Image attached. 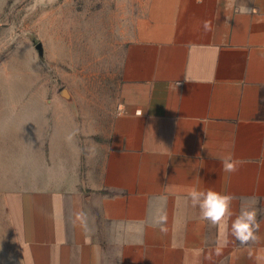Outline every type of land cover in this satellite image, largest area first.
Wrapping results in <instances>:
<instances>
[{"label":"crops","instance_id":"obj_1","mask_svg":"<svg viewBox=\"0 0 264 264\" xmlns=\"http://www.w3.org/2000/svg\"><path fill=\"white\" fill-rule=\"evenodd\" d=\"M146 2L99 165L60 130L0 147L16 186L3 264H264V0ZM193 188L231 194L232 215L201 219ZM249 197L259 229L242 245L231 222Z\"/></svg>","mask_w":264,"mask_h":264},{"label":"rangeland","instance_id":"obj_2","mask_svg":"<svg viewBox=\"0 0 264 264\" xmlns=\"http://www.w3.org/2000/svg\"><path fill=\"white\" fill-rule=\"evenodd\" d=\"M146 6L0 0V147L22 131L29 140L42 133L48 143L60 130L72 134L86 168L89 160L99 165L120 106L125 48ZM14 171L0 168V250L11 246L3 194L16 187L8 184Z\"/></svg>","mask_w":264,"mask_h":264},{"label":"clouds","instance_id":"obj_3","mask_svg":"<svg viewBox=\"0 0 264 264\" xmlns=\"http://www.w3.org/2000/svg\"><path fill=\"white\" fill-rule=\"evenodd\" d=\"M197 2H200V0H197ZM249 11H254V9H249L246 5L240 7L241 13ZM66 139L71 141L72 134L70 133ZM220 159L225 172L233 173L237 171V162L230 155L221 157ZM188 195L193 206L199 207L200 218L208 221L211 225H220L226 217L232 215L231 206L234 197L231 194L219 192L211 188L206 191L193 188ZM257 202L255 198L251 197L243 199L240 204L239 213L231 222V235L242 245H247L250 241L257 239L256 232L259 229L257 221L258 210L255 207ZM163 220L164 217L161 216L160 221L162 222ZM161 230L164 229L162 228Z\"/></svg>","mask_w":264,"mask_h":264},{"label":"water","instance_id":"obj_4","mask_svg":"<svg viewBox=\"0 0 264 264\" xmlns=\"http://www.w3.org/2000/svg\"><path fill=\"white\" fill-rule=\"evenodd\" d=\"M39 47H41V44L39 45Z\"/></svg>","mask_w":264,"mask_h":264}]
</instances>
